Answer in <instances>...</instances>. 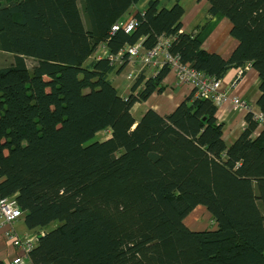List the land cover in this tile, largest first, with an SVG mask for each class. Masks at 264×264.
Instances as JSON below:
<instances>
[{
    "label": "trees",
    "instance_id": "1",
    "mask_svg": "<svg viewBox=\"0 0 264 264\" xmlns=\"http://www.w3.org/2000/svg\"><path fill=\"white\" fill-rule=\"evenodd\" d=\"M136 2L0 0V197H13L40 235L28 262L264 264V126L247 112L227 144L214 101L194 91L167 114L136 118L133 106L164 90L169 65L138 71L124 96L110 75L128 53L122 65L96 58L137 42L148 50L163 36L214 79L249 65L264 115V0H207L206 20L225 16L238 41L227 59L202 49L203 25L181 29L179 0H149L122 21ZM198 205L211 228L184 223Z\"/></svg>",
    "mask_w": 264,
    "mask_h": 264
},
{
    "label": "crops",
    "instance_id": "2",
    "mask_svg": "<svg viewBox=\"0 0 264 264\" xmlns=\"http://www.w3.org/2000/svg\"><path fill=\"white\" fill-rule=\"evenodd\" d=\"M148 1L149 0H138V2H136L129 10L130 12L128 16L126 15L122 18V21L130 18L138 11H143L147 6ZM175 1L176 0H158L159 6L165 8L170 7ZM179 1L184 7V14L181 19V29L190 31L195 29V27L197 28L198 25H203L199 32V40L201 42L202 49L207 52L217 53L224 59L229 58L232 51L238 44V41L230 35L231 22L221 14H216L206 20L204 11L208 5L207 0ZM102 52L103 51L99 48L96 52V58H99L102 55ZM129 63V70L126 71L128 73L134 70L131 68L132 65L139 66V70L143 71L146 76L152 75L156 71V67L149 65L141 66V63L138 60H132L129 61ZM237 71V68L228 69L221 78L220 90L222 92L220 91V93L224 95L225 99L216 110V117L223 124L222 137L227 144L232 143L243 130L245 126L244 117L248 110L251 113H254V115L260 112L257 103L260 95V78L257 71L253 67L246 65L243 74L238 78L236 83H233V80L235 81ZM120 74H115L114 71L110 75V79L115 88L118 89L119 93L125 96L130 92V86L134 80L127 81ZM163 84L165 88L161 93L154 92L147 100L142 103H136L133 106V109L135 107L141 108L139 115H141L148 108H151L160 114H167L192 92L191 86L187 83L179 82L172 71L168 72V74L164 77ZM235 96L243 99V102L247 103L249 108L247 110L235 108L231 102L232 97ZM16 223L14 224L13 229L17 232ZM186 224L189 228H192L190 224ZM6 228L7 225L0 218V260L5 263L21 252V249L12 246V244H9L2 238L3 232ZM19 232H22L20 236H23L29 231L23 228V230Z\"/></svg>",
    "mask_w": 264,
    "mask_h": 264
},
{
    "label": "built area",
    "instance_id": "3",
    "mask_svg": "<svg viewBox=\"0 0 264 264\" xmlns=\"http://www.w3.org/2000/svg\"><path fill=\"white\" fill-rule=\"evenodd\" d=\"M133 27L134 22L132 19L123 25L125 32L131 31ZM118 28V25L112 26V30H117ZM169 48L170 39L162 36L158 39L156 45L149 50L143 49L141 43L137 42L132 46L126 47L124 52L126 51L128 53L129 61L138 60L143 66L149 65L160 68L163 65H169V71L174 73L179 82L189 84L192 88V91H194L195 96L209 97L213 100L222 99L223 94L217 92L219 86L217 80H209L203 74L182 63L179 60L178 55H174L169 52ZM107 52V50H104L103 56H107L110 61L115 63H121V51L117 55H113V57L109 55V53L107 54ZM243 72V69H238L235 79L237 80L243 74ZM136 74L137 73H134V70H132L127 74V77L134 80ZM238 106L240 109H242L245 107V104L244 102H241L238 104ZM0 215L4 222L7 223V231L4 233V236H8L10 233V237L8 239L11 240V231H13V227L10 224H12L21 215V210L16 201L7 197L0 198ZM14 238V242L19 243L18 247L21 249L22 255L16 256L10 264H22L24 263L22 256L32 248L33 244L30 243V237L24 239V237L17 238L15 236Z\"/></svg>",
    "mask_w": 264,
    "mask_h": 264
},
{
    "label": "rangeland",
    "instance_id": "4",
    "mask_svg": "<svg viewBox=\"0 0 264 264\" xmlns=\"http://www.w3.org/2000/svg\"><path fill=\"white\" fill-rule=\"evenodd\" d=\"M154 47V46H153ZM152 47V48H153ZM125 50V47L123 48V49H121V52L123 53V51ZM149 50V49H148ZM102 55H104L103 54V52H102ZM6 57H8L7 55L6 56H1L0 57V63L1 62H4V60H5V58ZM180 60V59H179ZM30 62H31V60L30 59H28L27 60V63L30 65ZM124 62H121V65L123 64ZM141 63V62H140ZM128 64H130L129 63V60L127 61V62H125V65H124V67L119 71V70H117V68H115V74H120V73H122V74H120V75H122L123 76V78H125V80H127V81H132V79H130V78H128L127 77V74L126 73H128V72H126V71H128L129 70V67H130V65H128ZM184 64H186V65H188L189 67H191L189 64H187V63H184ZM128 68H127V67ZM141 66H143L142 65V63H141ZM147 66V65H146ZM131 68H133L134 69V73H137L138 71L140 72V70H139V66H136V65H132L131 66ZM191 68H193V67H191ZM245 68H246V66L243 68V70H245ZM195 71H197V72H199V73H201V74H203L206 78H208L209 80H217L218 81V83H219V86H218V91L217 92H220L221 90H220V88H221V78L220 79H214V78H212V77H210V76H208L207 74H205V73H203V72H201V71H199V70H196L195 68H193ZM142 70V69H141ZM170 72V71H169ZM238 80V79H237ZM237 80L235 79V81L233 80V83H236L237 82ZM134 82V81H133ZM194 89V88H193ZM222 92V91H221ZM196 97H201V96H196ZM201 98H209V97H201ZM212 99V98H211ZM225 99V97H224V95H223V98L222 99H218V100H213L214 101V103H215V105H216V107L218 108V106L223 102V100ZM244 100L243 99H241L240 97H238V96H235V97H232V100H231V102H232V104L234 105V107L235 108H239V106H238V104H240L241 102H243ZM245 104V107L244 108H242V109H248L249 108V105H247V103H244ZM240 109V108H239ZM260 109V108H259ZM140 110H141V108L140 107H135L134 109H132V111H133V114H134V116L137 118V117H139V116H141V115H139L140 114ZM248 112H250L249 110H248ZM253 114V118L257 121V127L258 128H261V127H263L264 126V115L262 114V112L260 111L259 113H257L256 115H254V113H252ZM245 127V126H244ZM108 136V132L107 131H102V132H100L99 134H98V138L99 139H101V140H104L106 137ZM1 198V197H0ZM9 198H11V200L12 199H14L13 197H9ZM15 200V199H14ZM21 210V209H20ZM21 213H22V211H21ZM0 218L2 219V221L4 222V220H3V218L1 217V215H0ZM17 222V223H16ZM5 223V222H4ZM16 223V228H17V232L13 229V231H11L12 232V235H11V240L10 239H8L9 237H10V233H9V235L8 236H4V233L7 231V228H6V230L3 232V239L4 240H6L9 244H12V246H14V247H17V248H19L18 246H19V243H15L14 242V237L16 236L17 238L18 237H20V238H23L24 237V239L25 238H28V237H30L31 239H30V243H32L33 244V246L35 245V242L37 241V237L38 236H40V235H35L34 234V232H32V231H29L28 233H26L25 235H23L22 237L20 236V234H22V232H19V231H22L23 230V228H25L26 230H27V228H26V226H25V224H24V222H23V216H19L12 224H10L12 227L14 226V224ZM184 223L186 224V223H188V224H190L191 226H192V228L190 227V229H204V228H211V226H212V222H211V220H210V214H209V212L206 210V208L205 207H203V206H201V205H198V206H196V208H194L192 211H191V213L186 217V219L184 220ZM5 224H7V223H5ZM187 225V224H186ZM52 226V225H51ZM189 227V226H188ZM16 234V235H15ZM32 246V247H33ZM20 249V248H19ZM29 252V251H28ZM28 252H26V253H24V255L22 256L23 257V260H24V263H22V264H29V262H28V259H27V256H28ZM18 255H22V251L20 252V254H18ZM18 255H16V256H18ZM16 256H14L10 261H8L7 262V264H10L11 263V261L16 257Z\"/></svg>",
    "mask_w": 264,
    "mask_h": 264
},
{
    "label": "water",
    "instance_id": "5",
    "mask_svg": "<svg viewBox=\"0 0 264 264\" xmlns=\"http://www.w3.org/2000/svg\"><path fill=\"white\" fill-rule=\"evenodd\" d=\"M39 237V236H38Z\"/></svg>",
    "mask_w": 264,
    "mask_h": 264
}]
</instances>
